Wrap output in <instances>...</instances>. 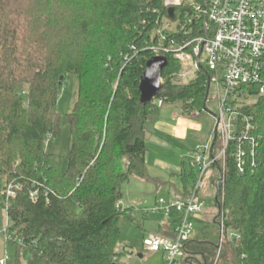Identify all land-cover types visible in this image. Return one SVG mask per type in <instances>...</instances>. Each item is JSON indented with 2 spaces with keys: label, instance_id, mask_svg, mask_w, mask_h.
Segmentation results:
<instances>
[{
  "label": "trees",
  "instance_id": "trees-1",
  "mask_svg": "<svg viewBox=\"0 0 264 264\" xmlns=\"http://www.w3.org/2000/svg\"><path fill=\"white\" fill-rule=\"evenodd\" d=\"M183 15L184 4L165 0H0V207L9 219L3 234L14 264H119L127 251L120 250L119 223L133 217L118 204L125 184L147 177V123L165 104L180 105L184 115L207 109L208 71L186 82L173 52L191 37L181 31ZM164 17L179 23L175 31L161 29ZM156 56L168 64L160 92L144 103L141 77ZM68 75L77 78L78 92L66 115L63 157L46 146L61 134L58 102ZM258 91L250 88L256 101L237 108L254 127L253 140H241L244 174L235 156L238 140L212 165L224 177L215 218L224 223V243L219 249L191 239L188 264H264V94ZM239 126H245L240 118ZM222 148L215 128L212 157ZM189 164L178 199L189 198L199 181ZM9 187L15 197L6 210L2 191ZM170 216L171 224L180 217Z\"/></svg>",
  "mask_w": 264,
  "mask_h": 264
},
{
  "label": "built area",
  "instance_id": "built-area-1",
  "mask_svg": "<svg viewBox=\"0 0 264 264\" xmlns=\"http://www.w3.org/2000/svg\"><path fill=\"white\" fill-rule=\"evenodd\" d=\"M170 4H184L183 22L180 27L185 35L191 36L182 46H176L173 52L189 72L194 74L201 70L208 71L210 87L215 86L219 102L217 130L223 148L215 158L211 154L210 161L205 158L209 145L196 149L195 158L200 166L201 178L217 159L225 158L227 145L233 140L239 142L235 148V156L239 172L244 174L245 151L241 140H253L249 139L248 133L253 131L254 127L250 122L252 118H242L237 108L247 105L241 103L243 100L255 98L251 95L250 88H259L256 96L264 94V86H261L264 81V0H171ZM175 25L177 27L179 23ZM198 114L199 112L195 111L190 116ZM239 118L245 123L242 129L239 126ZM198 190L197 184L191 196L186 199H158L152 209L155 213L171 215L175 212L180 215L172 239L154 232L147 234L144 239L145 250L149 253L161 252L166 264H181L185 258V244L192 239L194 230L191 217L205 206L203 201L197 199ZM2 194L7 199V210L10 207L9 200L15 197V192L9 187L2 191ZM36 194L31 193L33 200ZM121 204L120 202L118 207H122ZM8 225L6 214L5 226L0 233H4ZM219 229L218 246L221 249L225 239L223 221ZM4 236V241L8 244L10 237L6 234ZM230 237L240 236L232 233ZM8 261L6 250L0 264H7Z\"/></svg>",
  "mask_w": 264,
  "mask_h": 264
},
{
  "label": "rangeland",
  "instance_id": "rangeland-1",
  "mask_svg": "<svg viewBox=\"0 0 264 264\" xmlns=\"http://www.w3.org/2000/svg\"><path fill=\"white\" fill-rule=\"evenodd\" d=\"M170 2L171 0H165L166 5L175 6ZM161 29L173 32L176 30V25L167 23V19L164 17ZM204 67L207 69L206 65ZM185 69L187 74L184 77H186V82H189L194 78V74L189 72L188 68ZM77 92V78L68 75L58 102V112L62 116L61 134L47 143L46 151L50 154L63 157L67 155L69 125L66 115L73 108ZM255 101L256 98L249 97L241 103L253 104ZM219 113L216 88L211 86L207 109L200 112L198 116L182 115L180 105L165 104L161 108L159 118L147 123V177L146 179L133 177L122 188L124 205L128 207L126 209L130 210L133 219L124 217L119 223L121 228L120 250L127 246V251L120 257L119 264H166L161 252L149 253L145 250L144 239L147 234L152 232L160 234L157 230L159 222L167 224L173 222L170 215L155 213L152 209L156 200L173 199L179 197L183 192L185 163L188 165V171L191 170L190 162L195 166L194 169L199 180L197 199L205 204L201 211L191 217L194 225L192 240L219 243L220 229L215 223V218L219 214L216 196L218 193L217 181L221 179V173L217 166H210L201 178L200 166L196 163L195 158L198 147L211 145ZM210 157L209 150L205 158L210 161ZM65 165L66 162H64V167ZM188 183L189 186L193 184L191 179ZM5 219V211L0 208V227L3 229ZM4 238V235L0 236V259L3 258L6 248L9 258L7 264H14L15 251L5 243ZM181 264H188L185 262V258Z\"/></svg>",
  "mask_w": 264,
  "mask_h": 264
},
{
  "label": "water",
  "instance_id": "water-1",
  "mask_svg": "<svg viewBox=\"0 0 264 264\" xmlns=\"http://www.w3.org/2000/svg\"><path fill=\"white\" fill-rule=\"evenodd\" d=\"M170 18H174V7L169 9ZM168 60L163 56L152 57L148 60L146 64V70L144 71L141 81H140V93H141V101L151 102L161 90L162 84V73L164 68L167 66ZM210 90V83L208 87V91ZM216 124V128H217ZM223 177L217 181L218 194L220 192V184L223 182ZM218 200V196H216V201Z\"/></svg>",
  "mask_w": 264,
  "mask_h": 264
},
{
  "label": "crops",
  "instance_id": "crops-1",
  "mask_svg": "<svg viewBox=\"0 0 264 264\" xmlns=\"http://www.w3.org/2000/svg\"><path fill=\"white\" fill-rule=\"evenodd\" d=\"M182 115H184V114H182ZM156 202H157V200L155 201V204H156ZM121 203H122L121 205L123 208H128V207H125L123 200ZM157 226H158L157 230L160 232V234L168 237L169 239H172L174 237V231H175V227H176L175 223L174 224H171V223L167 224L165 222L164 223L159 222ZM0 230H3V228L0 227ZM3 235H4L3 233H0V236H3ZM5 251H6V248L4 250V253H5ZM163 260H164V255H163Z\"/></svg>",
  "mask_w": 264,
  "mask_h": 264
}]
</instances>
